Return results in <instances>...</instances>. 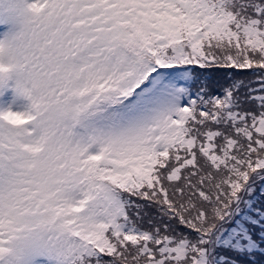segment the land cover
Masks as SVG:
<instances>
[{
  "label": "snow or ice",
  "instance_id": "6c2138e0",
  "mask_svg": "<svg viewBox=\"0 0 264 264\" xmlns=\"http://www.w3.org/2000/svg\"><path fill=\"white\" fill-rule=\"evenodd\" d=\"M0 264H264V0H0Z\"/></svg>",
  "mask_w": 264,
  "mask_h": 264
},
{
  "label": "trees",
  "instance_id": "16d2710c",
  "mask_svg": "<svg viewBox=\"0 0 264 264\" xmlns=\"http://www.w3.org/2000/svg\"><path fill=\"white\" fill-rule=\"evenodd\" d=\"M209 74L212 75V76H214V77H217V78H219V77H221V76L224 75L223 73L216 72L215 70L210 71Z\"/></svg>",
  "mask_w": 264,
  "mask_h": 264
}]
</instances>
